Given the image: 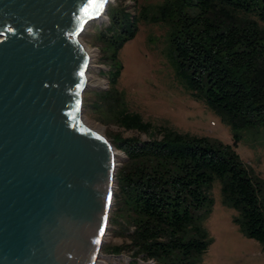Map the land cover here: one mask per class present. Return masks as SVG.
Wrapping results in <instances>:
<instances>
[{"label":"trees","instance_id":"1","mask_svg":"<svg viewBox=\"0 0 264 264\" xmlns=\"http://www.w3.org/2000/svg\"><path fill=\"white\" fill-rule=\"evenodd\" d=\"M157 13L147 21L173 27L168 54L187 88L234 130L264 126V0H166ZM145 18L141 13L139 19ZM139 19L112 10L108 35L102 33L112 57L135 35ZM119 70L111 89L96 95L97 104L111 106L121 127L148 139L112 141L126 156L115 174V203L117 213L125 212L128 242L108 249L134 260L194 264L211 243L201 222L211 212L215 180L223 205L238 212L240 231L264 246V183L232 145L153 125L130 111L115 88Z\"/></svg>","mask_w":264,"mask_h":264},{"label":"water","instance_id":"2","mask_svg":"<svg viewBox=\"0 0 264 264\" xmlns=\"http://www.w3.org/2000/svg\"><path fill=\"white\" fill-rule=\"evenodd\" d=\"M107 0H0V264H94L113 145L80 117L79 40Z\"/></svg>","mask_w":264,"mask_h":264},{"label":"rangeland","instance_id":"3","mask_svg":"<svg viewBox=\"0 0 264 264\" xmlns=\"http://www.w3.org/2000/svg\"><path fill=\"white\" fill-rule=\"evenodd\" d=\"M165 2L107 0L101 19H94L85 26L79 36L89 57L86 88L81 96L82 122L105 136L111 144L116 136L148 139L144 133L121 127L115 120L111 106L107 108V105L97 104L96 95H103L111 89V77L119 67L115 88L130 111L139 113L153 125H164L182 134L207 137L212 142L232 145L246 169L264 183V126L234 130L221 112L209 107L203 98L187 88L168 54L173 27L167 21H147L148 16L158 15ZM116 9H122L135 19H139L141 13H145L147 18L139 19L135 35L118 48L114 58L112 48H108L104 41L105 35H108L105 27L110 25L112 10ZM235 139L236 144L233 143ZM113 153V197L94 264H160L153 260H134L130 253L108 249L128 242L125 212L117 213L115 203V174L126 156L114 146ZM210 195L213 198L211 212L203 219L201 226L211 243L194 264H264V246L240 231L234 222L238 212L223 205L218 180L212 183Z\"/></svg>","mask_w":264,"mask_h":264},{"label":"bare ground","instance_id":"4","mask_svg":"<svg viewBox=\"0 0 264 264\" xmlns=\"http://www.w3.org/2000/svg\"><path fill=\"white\" fill-rule=\"evenodd\" d=\"M105 4H106V3H105ZM104 10H105V7H104L103 10L101 11V13H99V14L97 15V17H95L96 20L101 19V16L103 15ZM83 48H84V47H83ZM84 50H85V49H84ZM96 131H97V130H96Z\"/></svg>","mask_w":264,"mask_h":264},{"label":"snow or ice","instance_id":"5","mask_svg":"<svg viewBox=\"0 0 264 264\" xmlns=\"http://www.w3.org/2000/svg\"><path fill=\"white\" fill-rule=\"evenodd\" d=\"M92 2H93V3H95V2H96V0H92Z\"/></svg>","mask_w":264,"mask_h":264}]
</instances>
